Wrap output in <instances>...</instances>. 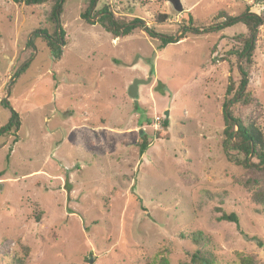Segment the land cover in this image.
I'll use <instances>...</instances> for the list:
<instances>
[{"label": "rangeland", "instance_id": "rangeland-1", "mask_svg": "<svg viewBox=\"0 0 264 264\" xmlns=\"http://www.w3.org/2000/svg\"><path fill=\"white\" fill-rule=\"evenodd\" d=\"M88 2L64 4L67 45L55 61L38 34L55 36L52 5L0 0V131L12 109L22 120L16 144L0 139V264H203L192 263L200 233L214 264H264V207L222 150L225 94L239 81L235 38L247 27L188 33L161 50L145 30L116 38L93 17L110 6L178 37L189 16L209 25L264 0H180V9L173 0H97L91 22L82 18ZM252 70L264 117V25ZM148 79L132 99L134 81ZM219 209L238 215L248 239L217 220Z\"/></svg>", "mask_w": 264, "mask_h": 264}, {"label": "trees", "instance_id": "trees-1", "mask_svg": "<svg viewBox=\"0 0 264 264\" xmlns=\"http://www.w3.org/2000/svg\"><path fill=\"white\" fill-rule=\"evenodd\" d=\"M13 1L16 4L27 7L52 5L49 17L56 26L55 36L49 35L44 30H39L38 34H44V41L47 43L54 60L59 61L63 55V48L67 45L66 33L60 26L64 4L67 0ZM233 1L246 2L247 0ZM96 3L97 0H89L88 7L85 13L82 14V18L85 21L91 22V12ZM261 5H257L259 10H255L256 5L251 4L243 14L237 17L230 16L226 12L220 13L214 22L209 25L198 24L189 16L178 37L177 35L168 36L157 33L154 29L147 27L146 23L140 18H135L132 21L118 18L110 6L103 7L93 17L99 16L98 23L101 27L116 38L129 36L137 29L145 30L151 38L160 40L161 50L171 44L179 43L186 38L188 33L208 34L218 31L223 26H232L237 23H242L247 27V35H240L235 38L238 47L237 50L233 49V52L239 65V81L237 83L234 79H230L225 94V127L222 134V150L230 163L245 170L244 177L239 179L238 182L250 193L251 202L255 206L264 207V123H262L264 122V117L261 113V104L249 87L250 78L253 74L252 66L258 48L259 27L264 25V2ZM167 20V15H159L156 23L164 24ZM30 44H33V37L30 40ZM29 66L30 63L25 64L22 69L17 71L14 78L24 74ZM21 126L20 115L12 109L9 123L0 131V139L4 136L12 135L15 137L13 145L16 144L18 142L17 133L20 131ZM219 212H222V215L217 219L218 221L235 224L240 233L248 239L241 230L237 214H227L221 209H219ZM191 240L197 247L196 252L192 255V263L198 261L203 264H214L215 257L207 248L209 240L207 241L201 233L192 235ZM251 240L258 242L262 246L259 240ZM17 264L21 263L18 262ZM240 264H258V262L254 257H241Z\"/></svg>", "mask_w": 264, "mask_h": 264}, {"label": "water", "instance_id": "water-1", "mask_svg": "<svg viewBox=\"0 0 264 264\" xmlns=\"http://www.w3.org/2000/svg\"><path fill=\"white\" fill-rule=\"evenodd\" d=\"M180 0H173V3L174 5L180 9L181 8V5H180ZM176 8V9H177ZM151 82V79H148V80H136L134 81L133 85L129 88V96L132 98V99H137L138 96H139V87L142 86V85H147ZM168 116V114H167Z\"/></svg>", "mask_w": 264, "mask_h": 264}]
</instances>
